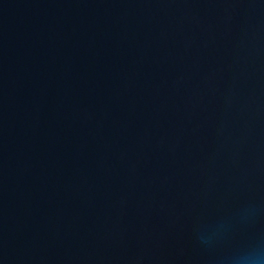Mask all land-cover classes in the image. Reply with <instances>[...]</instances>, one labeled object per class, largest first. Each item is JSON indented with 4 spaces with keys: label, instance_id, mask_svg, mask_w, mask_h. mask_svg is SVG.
Masks as SVG:
<instances>
[{
    "label": "water",
    "instance_id": "water-1",
    "mask_svg": "<svg viewBox=\"0 0 264 264\" xmlns=\"http://www.w3.org/2000/svg\"><path fill=\"white\" fill-rule=\"evenodd\" d=\"M0 264H264V0H0Z\"/></svg>",
    "mask_w": 264,
    "mask_h": 264
}]
</instances>
